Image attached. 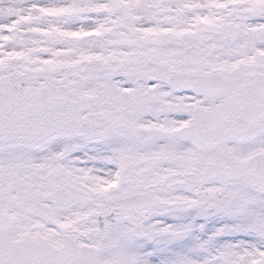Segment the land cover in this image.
Listing matches in <instances>:
<instances>
[{
  "label": "snow or ice",
  "instance_id": "6c2138e0",
  "mask_svg": "<svg viewBox=\"0 0 264 264\" xmlns=\"http://www.w3.org/2000/svg\"><path fill=\"white\" fill-rule=\"evenodd\" d=\"M0 264H264V0H0Z\"/></svg>",
  "mask_w": 264,
  "mask_h": 264
}]
</instances>
